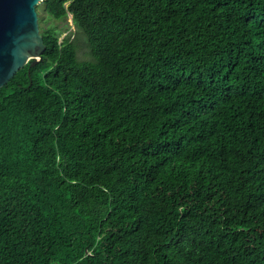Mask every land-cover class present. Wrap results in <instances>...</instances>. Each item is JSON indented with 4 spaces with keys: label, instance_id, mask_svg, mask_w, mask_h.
Masks as SVG:
<instances>
[{
    "label": "trees",
    "instance_id": "obj_1",
    "mask_svg": "<svg viewBox=\"0 0 264 264\" xmlns=\"http://www.w3.org/2000/svg\"><path fill=\"white\" fill-rule=\"evenodd\" d=\"M40 7L0 87V264H264V0Z\"/></svg>",
    "mask_w": 264,
    "mask_h": 264
},
{
    "label": "water",
    "instance_id": "obj_2",
    "mask_svg": "<svg viewBox=\"0 0 264 264\" xmlns=\"http://www.w3.org/2000/svg\"><path fill=\"white\" fill-rule=\"evenodd\" d=\"M41 1L0 0V87L26 63L32 66L42 58L46 45L37 12Z\"/></svg>",
    "mask_w": 264,
    "mask_h": 264
},
{
    "label": "rangeland",
    "instance_id": "obj_3",
    "mask_svg": "<svg viewBox=\"0 0 264 264\" xmlns=\"http://www.w3.org/2000/svg\"><path fill=\"white\" fill-rule=\"evenodd\" d=\"M38 18H47L46 12L43 10V8H38ZM49 22H52L58 26V28L62 29L63 32L60 37L64 36L65 34H70V37L76 40V43L78 45V57L81 59H89L91 58L90 53L88 52V48L86 43L84 42V36L83 34L77 30V27L72 21V15H68L66 19H60V20H54L49 19ZM40 26V22H39Z\"/></svg>",
    "mask_w": 264,
    "mask_h": 264
}]
</instances>
